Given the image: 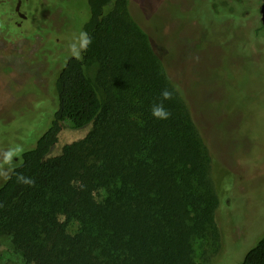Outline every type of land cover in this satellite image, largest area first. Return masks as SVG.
<instances>
[{"label": "trees", "instance_id": "1", "mask_svg": "<svg viewBox=\"0 0 264 264\" xmlns=\"http://www.w3.org/2000/svg\"><path fill=\"white\" fill-rule=\"evenodd\" d=\"M85 1L92 43L60 69L57 109L35 145L4 166L0 234L25 264H197L216 240L209 151L127 1ZM225 7L214 10L234 13ZM166 88L171 116L158 120L150 109ZM62 125L90 130L48 157ZM240 264H264V233Z\"/></svg>", "mask_w": 264, "mask_h": 264}, {"label": "rangeland", "instance_id": "2", "mask_svg": "<svg viewBox=\"0 0 264 264\" xmlns=\"http://www.w3.org/2000/svg\"><path fill=\"white\" fill-rule=\"evenodd\" d=\"M126 1L209 151L216 240L197 250V264H240L264 233L262 0ZM85 9V0H0V163L23 149L5 167L21 161L56 111V77ZM86 68L94 81L95 63ZM89 130L62 125L48 157ZM0 264H25L3 234Z\"/></svg>", "mask_w": 264, "mask_h": 264}, {"label": "clouds", "instance_id": "3", "mask_svg": "<svg viewBox=\"0 0 264 264\" xmlns=\"http://www.w3.org/2000/svg\"><path fill=\"white\" fill-rule=\"evenodd\" d=\"M92 43V39L86 31H81L79 35L68 45L69 56L76 60H83V54L87 51ZM173 97L172 91L163 89L160 93L159 103H154L151 106L150 112L153 118L158 120H167L171 113L165 108L164 102L171 100ZM23 151L22 148L11 149L3 153L2 163H0V177L4 179L10 178V172L4 165H11L13 160L19 153ZM17 182L32 186L35 181L31 178L24 177L22 174H17Z\"/></svg>", "mask_w": 264, "mask_h": 264}, {"label": "water", "instance_id": "4", "mask_svg": "<svg viewBox=\"0 0 264 264\" xmlns=\"http://www.w3.org/2000/svg\"><path fill=\"white\" fill-rule=\"evenodd\" d=\"M259 14H260V22H261V25L264 28V0H262V2L260 4Z\"/></svg>", "mask_w": 264, "mask_h": 264}]
</instances>
